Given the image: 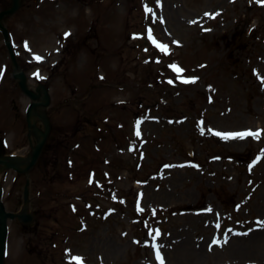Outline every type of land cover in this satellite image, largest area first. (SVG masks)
I'll return each instance as SVG.
<instances>
[{
	"label": "rangeland",
	"instance_id": "1",
	"mask_svg": "<svg viewBox=\"0 0 264 264\" xmlns=\"http://www.w3.org/2000/svg\"><path fill=\"white\" fill-rule=\"evenodd\" d=\"M1 22L52 96L36 166L0 172L11 211L30 176L34 214L5 264H264V131L217 134L264 130V2L21 0ZM13 70L0 29L1 148L29 161Z\"/></svg>",
	"mask_w": 264,
	"mask_h": 264
},
{
	"label": "water",
	"instance_id": "2",
	"mask_svg": "<svg viewBox=\"0 0 264 264\" xmlns=\"http://www.w3.org/2000/svg\"><path fill=\"white\" fill-rule=\"evenodd\" d=\"M19 6H20V0H13V6L10 9H7L0 14V27L4 31L8 48L10 50V53L15 63L16 68L14 72V77L19 79V84L21 88L23 89V91L34 100V102H32V104L30 105L28 109V113H27L29 127L33 128L35 132H40V134L42 135V139L38 142L33 152V156L31 160L29 161V164L26 166V168H21L17 160L11 156H7L4 158L2 155L1 149H0V165H4L7 168H14L19 172H28L37 163L40 157V154L42 152V149L46 143L48 134H49V125H48V122L46 121L47 116L46 114H40L37 111V109L41 106H48L51 99H50L48 89L46 87L44 88L39 87L38 92H36L28 86L27 77H26L25 72L19 71L20 67L16 60L13 46L9 40L8 30L1 23L2 17H4L6 14L15 12L19 8ZM43 97H44V100H43ZM33 116H39L40 118L44 119L47 122L45 131L39 130L36 123L33 121ZM29 184H30V179H28L27 185L25 188V202L26 203L29 202V193H30ZM2 194H3V188L0 185V264H4V257L6 254V240H7V235H8V219L9 218L14 219L16 217H19L24 222H30L33 219V216L26 212V209H28V206L24 208L23 213L21 214L16 213V212H8L4 202L2 201Z\"/></svg>",
	"mask_w": 264,
	"mask_h": 264
},
{
	"label": "snow or ice",
	"instance_id": "3",
	"mask_svg": "<svg viewBox=\"0 0 264 264\" xmlns=\"http://www.w3.org/2000/svg\"><path fill=\"white\" fill-rule=\"evenodd\" d=\"M261 2H264V0H261ZM66 35H67V33H66ZM157 43H158V46L162 50H167V46L166 45L160 44L159 42H157ZM36 59H43V58L37 55ZM186 79L194 80L195 77H190V78H186ZM261 131H264V130H256L255 132H253L251 129H248V130H244V131H240V132H218L217 134L223 136L225 139H227L229 137L243 138V137H246L248 135L257 136ZM216 242L218 243L219 241H216ZM75 259L80 260L81 258L77 257ZM162 264H163V262H162Z\"/></svg>",
	"mask_w": 264,
	"mask_h": 264
},
{
	"label": "bare ground",
	"instance_id": "4",
	"mask_svg": "<svg viewBox=\"0 0 264 264\" xmlns=\"http://www.w3.org/2000/svg\"><path fill=\"white\" fill-rule=\"evenodd\" d=\"M36 119V117H34V120ZM15 159L17 160L18 164L21 166V167H24L27 163V160L22 158V157H15ZM1 168V167H0Z\"/></svg>",
	"mask_w": 264,
	"mask_h": 264
}]
</instances>
